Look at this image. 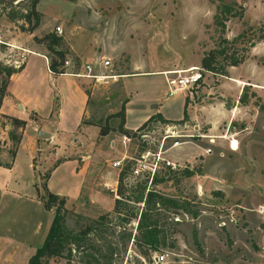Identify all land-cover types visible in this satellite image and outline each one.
Masks as SVG:
<instances>
[{
    "label": "rangeland",
    "instance_id": "1",
    "mask_svg": "<svg viewBox=\"0 0 264 264\" xmlns=\"http://www.w3.org/2000/svg\"><path fill=\"white\" fill-rule=\"evenodd\" d=\"M225 3L236 15L225 14L222 32L215 14ZM29 4L30 0H0V62L16 68L13 59H22L18 43L7 44L13 30L33 32L25 41L45 53L48 63L58 57L43 36L49 31L61 36L52 47L70 60L65 70L82 71L81 64L94 62L101 73L84 84L91 110L84 120L107 130L103 147L114 148L112 140L119 144L110 149L111 157L119 155L117 148H125L121 165L101 161L105 168L115 167L117 177L122 175L120 188L118 178L114 190L106 187L110 206L96 199L100 207L83 212L59 194L65 197L64 223L72 235L60 255L47 257L48 263L264 264V0H39L40 20L32 30L27 29L35 21L27 11ZM221 34L229 39L242 34L235 45L245 53L241 62L227 66V74L201 67L202 55L218 46ZM106 58L110 64L99 65ZM189 66L199 68L201 76L183 88L186 116L151 120L124 134L120 110L140 84L132 74L155 73L149 78L158 83L178 74L171 70ZM3 77L0 71V85ZM167 85V94L178 90L170 92L175 86ZM28 117L32 123L25 126L0 112V162L10 163L16 155L14 168L0 165V264H28L54 214L55 206L46 208L41 198L48 189L47 174L68 152L88 153L94 140L87 133V139L76 134L53 143L49 135L39 133L36 114ZM170 132L180 136L165 138L163 156L175 166H161L153 175L156 180L146 173L133 176L132 158L144 148L157 149ZM175 138L179 143L173 145ZM27 146L33 150V182ZM149 189L177 203L151 212L165 235L157 250L139 239L137 229L144 203L136 195ZM115 197L120 198L116 207ZM176 215L179 220L173 218ZM154 251L168 254L156 262Z\"/></svg>",
    "mask_w": 264,
    "mask_h": 264
},
{
    "label": "crops",
    "instance_id": "2",
    "mask_svg": "<svg viewBox=\"0 0 264 264\" xmlns=\"http://www.w3.org/2000/svg\"><path fill=\"white\" fill-rule=\"evenodd\" d=\"M29 35L33 36L34 33L27 34L24 31L13 30V33L9 34L7 44L17 47L14 45L18 43L20 49L23 50V60L22 64L16 67V70L8 77L6 91L0 103V112L24 120L25 126L32 123V119L28 116L30 112H34L37 118H34V124L41 128L39 130L47 131L53 143L59 144L62 136H69V139H72L76 134H82L87 139L86 134L90 133L94 140L86 150L88 153L68 152V157L55 161L47 176L46 185L50 191L65 195L68 200L75 201L76 207L83 212L100 207L97 201L110 206L112 198L107 199L104 194L107 191L106 187L114 190L117 185V170L112 166L105 168L101 161L104 159L110 163V160L113 162V160L122 158L125 148L121 145L122 147L116 150L119 155L111 157L113 153L111 150L119 144L116 145L112 140L110 144L115 145L114 148L103 147L106 135L103 136L104 133L99 135V127L84 120L91 113V110L89 112L88 92L84 85L89 77L75 74L74 72L80 71L77 69L54 73L48 67L46 54L29 46V43L25 41V37ZM190 67L194 68V66L188 68ZM183 70L186 69H173L171 72ZM151 74L142 72L132 74L134 78H138L140 84L132 90V95L129 94L124 102L123 127L128 130L136 129L155 112H160L168 120H178L183 117L184 108L187 109L184 87L167 94L169 93L168 75L159 79L157 83L149 78ZM144 78H146L145 83ZM27 147L30 151L28 165L33 182L35 178L31 163L33 150L31 146ZM57 149L59 152V147ZM1 163L0 165H4L3 162ZM15 165L16 155L14 154V159L7 167L11 169ZM63 178L67 179L60 184L59 181L62 182ZM83 201L90 204L84 206Z\"/></svg>",
    "mask_w": 264,
    "mask_h": 264
},
{
    "label": "trees",
    "instance_id": "3",
    "mask_svg": "<svg viewBox=\"0 0 264 264\" xmlns=\"http://www.w3.org/2000/svg\"><path fill=\"white\" fill-rule=\"evenodd\" d=\"M39 0H30V14L34 15L35 21L33 22L31 28H27L28 30H32L35 26L38 25L40 20V12L36 9V4ZM231 6L227 3L222 4V8H220L219 12L215 14V23L216 25L220 26L221 31H224L225 27V20H226V13H230L231 15H236L235 13H231L230 11ZM241 15V12H238ZM26 19H29V15L26 13L24 14ZM242 35L239 34L238 37ZM238 37H234L229 39L228 37L224 36L223 34L220 35L218 40V46L209 49L208 51L204 52L201 57V67L203 69L213 71V72H220L222 74H227V66L228 65H235L241 62L245 56L244 52L238 51V47L235 45L236 40ZM261 37H264L262 34ZM44 39H47V48L51 49L57 54L58 60L52 58L51 61L48 63V67L54 73H61L65 71L64 66V52L61 51L59 48H53L52 45L59 44L61 40V36L55 34L53 31L46 32L43 36ZM232 48V49H230ZM16 68L11 65H5L0 62V71L4 74L0 85V102L2 97L5 94L6 86L8 82V77L10 74L15 71ZM120 125L122 126V132L127 134L129 132L128 129L123 127L124 124V103L122 104L120 110ZM183 115L186 116V110L184 108ZM17 119V118H15ZM160 120V121H170L164 118L160 112H155L151 114L145 121L142 122L140 126H144L151 120ZM20 122L24 120L20 119ZM19 123V122H18ZM17 123V124H18ZM22 126V124H18ZM139 126V127H140ZM107 131V130H106ZM105 130L100 129V133H105ZM10 136L12 138H16L18 140V136L11 132ZM0 164H2L0 162ZM5 166H10L9 162L3 163ZM187 174H191L192 171L188 170ZM49 174V173H48ZM47 174V176H48ZM156 178L153 176L152 180ZM122 175L119 174L118 176V188L121 186ZM37 187V185H36ZM43 204L46 208H54L53 218L49 225L48 231L44 237V240L41 245L37 246L34 253L29 257L28 264H49L47 257L49 256H56L60 255L64 248V241L72 234L67 229L64 223V217L66 212L65 207V197L60 196L59 194L50 191L49 189L46 190V195H41ZM137 201H142L144 206L139 213L137 218V229L140 232V240L146 243L150 248L157 250L160 243L164 242V233L163 229L158 225L157 218L152 217V210L156 209L157 207H161L162 205H175L176 200L171 197L164 195L155 189H149L146 192L143 190L139 191L136 195ZM120 202V198L115 197L114 199V207ZM159 204L156 206L155 204Z\"/></svg>",
    "mask_w": 264,
    "mask_h": 264
},
{
    "label": "built area",
    "instance_id": "4",
    "mask_svg": "<svg viewBox=\"0 0 264 264\" xmlns=\"http://www.w3.org/2000/svg\"><path fill=\"white\" fill-rule=\"evenodd\" d=\"M58 31H61L60 26H56ZM22 59L21 58H15L13 59V65L19 66L21 64ZM70 60L68 58H65L64 60V66L68 65ZM98 64V63H97ZM110 64V59L106 58L105 60H102V63L100 62L99 65L107 66ZM66 71V70H65ZM183 71H189L187 74H182ZM183 71H177V75L175 77L168 78L167 77V83L169 85H174L175 87L170 88V92H173L177 88L186 87V86H192L195 84L200 76L201 71L199 68H187ZM77 75H84L86 77H94L98 78L101 73L96 72V63L94 62H85L82 64V71H76L74 72ZM103 76H107L106 74L102 73ZM174 131V130H173ZM145 134V133H144ZM143 134V135H144ZM177 137L180 136V134H165L162 138V140L159 143V146L157 149L152 150L150 148H144L142 151L138 152V155L134 159L133 164L130 167V173L133 176H138L140 174L146 173L150 178L155 174V172L163 165H168L171 167L175 166V162L169 160L168 158H165L163 156V143L166 137ZM179 143V140L175 138L173 140V145ZM125 157V156H123ZM123 159V158H122ZM121 158L113 160L112 164L114 166L121 165ZM175 220H179V216H173ZM167 252H157L154 251L152 257L154 261L156 262H162L165 260Z\"/></svg>",
    "mask_w": 264,
    "mask_h": 264
},
{
    "label": "water",
    "instance_id": "5",
    "mask_svg": "<svg viewBox=\"0 0 264 264\" xmlns=\"http://www.w3.org/2000/svg\"><path fill=\"white\" fill-rule=\"evenodd\" d=\"M39 133L44 135V136L49 135V133L47 131H44V130H39Z\"/></svg>",
    "mask_w": 264,
    "mask_h": 264
}]
</instances>
